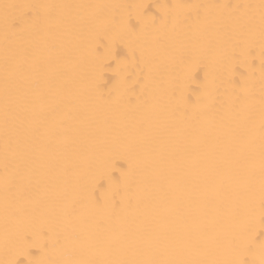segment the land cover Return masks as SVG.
I'll return each instance as SVG.
<instances>
[{
    "label": "bare ground",
    "instance_id": "6f19581e",
    "mask_svg": "<svg viewBox=\"0 0 264 264\" xmlns=\"http://www.w3.org/2000/svg\"><path fill=\"white\" fill-rule=\"evenodd\" d=\"M262 197L264 0H0V264H264Z\"/></svg>",
    "mask_w": 264,
    "mask_h": 264
},
{
    "label": "snow or ice",
    "instance_id": "6c2138e0",
    "mask_svg": "<svg viewBox=\"0 0 264 264\" xmlns=\"http://www.w3.org/2000/svg\"><path fill=\"white\" fill-rule=\"evenodd\" d=\"M5 9V14L3 17V23L6 31H11L15 29L17 25L18 18L11 15L7 10L10 8H18V7H26L31 8L34 6L30 5H9L5 4L3 5ZM182 7V6H178ZM226 7V6H225ZM195 73H192V75L189 77L193 83H195ZM151 76V69L148 68V70L145 72L144 76V83L141 84V87L144 88L147 86V82L149 81ZM135 83H140L139 81H134ZM190 86V85H189ZM127 87V85H126ZM173 94H175V90L173 91ZM119 99V97H117ZM114 173H109L108 180L109 183H112V176ZM123 175V174H122ZM97 188H103V181H100L96 185ZM135 194V188L134 185L131 182H125L122 185H117L115 190H113L106 198L105 203L101 207L100 211L107 213L109 215H118L120 212H122L126 207L130 206L133 203V196ZM103 196V193H102ZM99 199V198H98ZM260 210H261V221L264 222V197H262L260 202ZM235 242L237 245L240 243V237L237 235L235 238ZM9 264H19V262H9ZM135 264H155V262H135ZM162 264H168V262H162ZM240 264H243V261L240 262Z\"/></svg>",
    "mask_w": 264,
    "mask_h": 264
}]
</instances>
